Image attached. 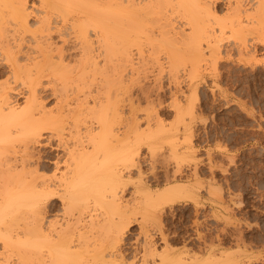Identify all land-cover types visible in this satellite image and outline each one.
<instances>
[{"label":"bare ground","instance_id":"6f19581e","mask_svg":"<svg viewBox=\"0 0 264 264\" xmlns=\"http://www.w3.org/2000/svg\"><path fill=\"white\" fill-rule=\"evenodd\" d=\"M169 1L170 0H38V8L36 7L35 10L34 7H30L29 5H27L28 0H0V226L3 224H8L7 222L11 223L10 226H12L13 222L11 221L15 220L16 218L17 219L14 221L15 222L14 225H17L16 221L18 220V218L20 219V217H23V213H22L23 211L24 213L26 211L29 214L28 215L29 218L28 217L27 218L28 220H30L28 222V225L30 226L27 227L26 231H24V233L29 232L28 234L29 237L27 238V240H25L26 238H24L23 240L25 241L21 240L15 242L14 240V243H12L10 246L20 250V252H25L26 255H29L30 259L33 260V261L32 260L29 261V262L32 261L33 262V263L31 262L32 264H204V263L241 264L242 263L241 261H238L236 258H231L234 255V254L231 255L233 253L231 250L229 251L226 250V254L230 251L232 252L231 254L229 253L231 256L228 255L225 257H224L225 252H223L222 254L220 252L222 250H217L216 252L218 253L220 252L219 257L218 258L214 257L215 259H212L213 255H217V254L214 253L213 255L210 254L212 250L215 248V247L213 248L210 244L209 246L213 248L209 253L211 259L209 257L206 260H201L199 259V257L197 258L193 255H190L188 249H184L185 247L182 248L184 249L182 251L180 249H179L180 251H175L172 249L174 247L170 246V244L168 243L167 241L168 237H166V234H164L163 230L160 231L161 230L160 226L162 224L160 225L158 223H161L160 220L161 218L159 219L160 222L159 220L157 222L156 218L158 219L157 213L161 214L160 211L164 210L163 208L165 207V204H170L172 201L174 202L175 197L179 193H181L184 190V188L166 185L161 190L150 189L151 188L149 187L150 184L147 183V180H144V178L142 177L143 171L139 167V162L141 158L140 149L142 143H145V145L147 146V151H148V155H150L149 157L150 160L155 161L154 156L157 155L156 154L157 151L159 153L158 149L162 146V140L170 142L171 141L170 137H172L171 135L174 136L175 133H171L170 130L171 126L170 128L165 127V124H163L162 120L160 118L157 119L158 116L156 114L155 115L157 117L153 116L152 113L148 116H152L150 117V119L151 118L152 120L154 119L152 121L153 124L147 123V127L145 128L142 127L144 126L142 124H141L142 126H140L142 120L139 121V115L135 116L136 114L134 113H133L134 116L132 114L127 115L128 117H125V121L123 122L124 117H121L120 113L123 114L124 112L122 111L120 112L119 108L121 107L119 106L118 108L115 104L116 102L111 101V98L113 96L112 93L114 92L111 90H113L114 88L116 89L117 86L121 85L122 79L123 82L124 79L126 80V78H121V77L127 76L126 73H125L126 75L121 76V73L123 71L122 72L120 71L121 73H119V68H118L119 66L117 61L114 64L116 65L118 71V72L115 71L116 75L117 73L118 75L116 76L114 73V75L116 76L114 77L115 80L113 79V77L111 78L118 85L116 84L115 86H113L112 84H110L111 78H107V79L104 78L107 81L109 80V82L104 81V83L100 82L97 85H96V81L93 82V79L95 77L94 76L95 71L97 72L96 69L98 66L96 60L98 59V57H97V53L95 54L94 50L100 48L99 50H97V52L100 51V53L103 54L102 57H104L105 61H109L113 54L117 55L119 53H120L119 55H121L120 57H123L122 56L123 54L124 55L123 59L127 61L128 58L132 56V55L129 56V50L132 51L133 45H136L137 48L139 46H142L140 45L141 43L140 40L143 38H139L140 36H138L141 35L142 33L138 34V32L140 33L141 30L143 31V28L144 30L146 29V31H148L147 30L148 27L146 28V26L143 25L145 23L142 24L143 22L142 19H147L144 18L145 15L143 14L147 13L149 14L148 17H150L151 13L157 14L159 12L161 15L162 13H164L163 12L164 7H167V5L172 3L174 4V0L173 1L171 0V3L167 4ZM175 3L176 6L173 4L172 5L175 6L176 9L178 8L177 10L178 12L180 9L181 11L180 13L182 14L181 16L184 15V17L186 18L185 21L190 25L191 32H193V34L192 33L186 34V32L189 30H187L185 33H184V29L179 28V30H176L177 28L174 25L176 29L170 27L171 29L166 30L167 33L172 32L171 34L173 35H169L170 37L169 36L166 37L172 39V37H175L177 34H180V36L178 35L179 39L181 38L180 40L182 39L187 40L188 38H190L189 43H192L193 45L194 42L191 41V37L193 40L194 36L197 37L203 35L202 37H207V39H205L207 40V43L212 44L211 41L212 40L215 41V39L221 35V32L214 34V32H217V30L213 26H210L212 24L209 23L210 20L208 19V17L211 11L214 10V7H212L210 0H175ZM237 5L239 6V1L236 3L235 6ZM261 5H258V7H256L257 8L256 11L259 12L260 8L262 9V11H264V8L259 7ZM231 9H233L234 11L237 10L234 8ZM240 9L237 12H239ZM161 10L162 12H160ZM256 11L254 10L252 14L255 15ZM232 14L234 13L232 12L231 15ZM258 14L256 15L257 18L259 17ZM166 15L167 14L164 15L165 21L164 24H162V26L160 25V23L159 25L157 24L158 20L157 21L153 20V22L155 23L157 22L156 24L159 27H164L167 26L168 24H172L173 26L174 24L173 22L170 23L166 21V17H165ZM203 16L207 17L209 21L206 22L207 24L201 22L205 19L203 18ZM249 17L250 16H247L246 18L244 16L245 19H248L246 20L248 22L245 21L246 23L245 22L243 23L248 25L247 23L253 22L251 24L249 23L251 25V29L254 24V21L258 22V24L255 23L258 26L262 24L261 26L264 27V23H262L264 22V20H260L259 22L255 20L256 19L255 17L254 21H252ZM223 20L225 21L226 19ZM234 20L236 21L239 20L240 21L239 25L242 23L240 19H234ZM144 21L151 22L150 19ZM155 23L153 24L157 26ZM199 23L201 25H199ZM236 24H238V22ZM230 25H233V23H230ZM220 26L222 27V25ZM249 26L244 25L243 27H247L248 29L250 28ZM231 27L234 29V26ZM238 28L240 27L238 26ZM240 29L242 30V25ZM236 30L237 29H235L234 32ZM152 31L153 30H151L150 32L153 33L154 31L153 32ZM91 32L92 33L94 32L95 37H97L95 40L97 41V43H95V41L92 39L93 35H91L92 34ZM147 33H149V31ZM235 33L238 34V31ZM217 34L219 36L217 37L214 36L215 38L212 37L213 35H217ZM159 37L163 39L164 36L163 37L159 36ZM199 38L195 40L196 43H199L201 41V40L199 41ZM239 39L238 41H240ZM166 40H168V38H166ZM216 40L218 41V39ZM173 41L175 40L173 39ZM214 41H213L214 47L219 46V45L215 46V43L217 41H215V43ZM219 41L217 42L218 44ZM150 43L151 45L153 43L155 44V42H150ZM94 44H97L98 48H95ZM200 45L201 44L199 43L198 47ZM196 46L197 44L194 43L193 46L189 45L188 49L190 50L191 47L192 48L194 47L192 50L198 49ZM212 46L213 45L208 47H211L210 49H212L213 48ZM157 48H155L154 51L152 49V52L154 54ZM172 50L173 53H175L174 49ZM195 51L197 52L198 50ZM173 53L172 56H174ZM186 54L187 53L185 52V55ZM191 54L192 55L194 54L198 56V58H201L200 51L198 53H191ZM119 55L117 56L118 58ZM181 55L182 54H180V59L183 58L184 60L189 58V57L184 58L183 56L185 55H182L181 57ZM172 56H171L172 59H176ZM197 59L194 61H197ZM104 60H102L101 62H104ZM114 60L117 59L113 58V61L111 60V62H109V67L114 66V64L112 65V62H115ZM119 61H121V63L123 62V60H120V58ZM194 61H189V62L193 63ZM124 62L122 64V67L124 66V64H126ZM106 65L107 63L104 64V66ZM170 65L171 68H169V72H171L172 70V72L174 71L175 74V71L178 66L175 67V65L173 66V64ZM104 66L103 67L100 66L99 68L102 67L103 69ZM136 67L137 66H135V68ZM182 67H184V65ZM110 68L113 69L115 68V66ZM138 68L139 66L137 67L136 70H134V68H131V70L134 71L133 72L134 74L135 72H137L138 74L136 73V75H139ZM105 69L107 68H104V70L100 73H104V71H106ZM139 69L141 70L142 68ZM107 70H109V68ZM113 70L111 71L114 72ZM187 70H188L187 71L188 74L185 76L188 77L189 75L191 76L192 74H194L193 71L192 73L189 72V70L191 71L193 69H187ZM111 71L110 73L109 71L108 72L106 71V73L104 74L108 76L109 74L112 73ZM177 71L176 73L179 72ZM107 73L109 74L107 75ZM133 75L130 74L129 76L132 77ZM142 75L138 77L134 76L135 78L133 77L129 81L127 80L128 86L131 84L135 86L139 84L140 81L139 77H142ZM106 76L104 75V77ZM118 76H121L119 77L121 81L120 79H117ZM116 79L118 80V82L120 81L119 82L120 84L116 81ZM98 81H100V79ZM115 82L113 83L112 81L113 84H115ZM108 83L113 86L111 90L109 89V92L110 91L112 92V93L110 92V94L108 93V86H110ZM140 84L138 88L141 91L137 89L138 92L139 91L142 92L141 96L143 95L145 96L146 94H148L147 98L149 99L150 93L149 92L147 93V91H145L147 89L145 88V85L141 86ZM136 87H134L135 93L137 91ZM123 88L124 90L127 89V87H123ZM131 88L129 89L131 90ZM117 89H119V87ZM119 91L118 93L116 92L118 95L119 93H121V91L120 92ZM129 91L127 93H129ZM127 93H125L126 94L125 98L126 97L132 98V96L134 95V94L133 95L129 94L128 96ZM19 95L23 96L24 100L22 104H18L14 102L13 98ZM118 95L116 97H118ZM138 95L140 96V93ZM47 97H49L50 99L53 98L52 106L48 107L46 101H44L46 100L45 98ZM69 97L71 99H69ZM145 99L146 96L144 100ZM72 100L76 103V104L73 103L74 105H76V107H74L73 104L71 105V103L69 102ZM138 100L139 99H136L135 102L138 103ZM190 101L192 102L191 99ZM130 102L132 101L129 100V103H127L128 106L131 104L136 109L137 106L135 105V103L132 104L133 102L132 103ZM121 105L123 106V104ZM132 106L128 107V109L131 110L130 108ZM145 109L147 111V108ZM124 114L123 115L126 116V113ZM147 120L149 121V119ZM149 122H151V120ZM182 136L180 138H182ZM184 138H186L185 135L183 136L182 140H184ZM172 142L173 141H171V143ZM43 144L44 145L47 144L53 147L54 149H57L58 152L55 153V156H49V155L46 156L42 154L40 151L41 149H39L38 146ZM170 150H171V154L170 153L169 154L171 155L172 158L176 160L174 161V163L176 162V169L173 171L170 177L168 174H166V176L165 174H163L165 177L164 182L166 183H171L174 180H181V177L179 175L177 176L176 174L178 169L181 168V166L179 167L180 160L184 159V156H186V153H182V152L178 153L174 148V146H171ZM192 151L195 152V150ZM43 158L45 160H43ZM159 159L160 160L163 159V161H165L164 157L162 159L161 158ZM171 161L173 160L171 159ZM48 163H52L53 165L51 174L47 175L46 173H41L39 170L41 168L43 169L48 168L49 165ZM152 163H151L152 164L151 167L154 166V162ZM164 164L166 165V163ZM197 165L196 164H194V166L192 165L194 168L193 172L194 170L196 171ZM134 168H136L135 171H137L138 169V172H136L138 175V180L137 182H135L134 185L135 187L134 192L135 194L137 193L138 194L135 195L133 193L132 198L129 197L130 199L128 198L123 199L122 196L123 193L122 194L120 193L123 191L124 187H126L127 184L129 183L126 180V177L131 176L130 173ZM173 168L174 166L172 167V169ZM150 169L152 170V168ZM194 174L196 175L198 173H194ZM197 177H199V174ZM196 181L199 184L200 182L202 183V181H199L198 178ZM176 183L178 182H175L173 184L178 185ZM203 183H205L204 180ZM140 187H142L144 190H138V188ZM207 190L208 189H206V191ZM211 193L213 195V192ZM55 194H57V196H59V198L61 199L65 212L66 211L68 212L66 213V215L68 214V216L70 217L73 216L71 218L67 217V219L69 218L68 219L69 222L64 223L59 228L51 227L50 222H48L47 220H46L47 222H45L44 220L45 218L44 212L47 209V208L45 209L46 207L45 203H47L50 197H52ZM182 194H184V192H182ZM175 208L176 207H174V209ZM136 215H140L141 220L143 222L145 221V223L148 222V220H152V222L151 221L150 222L151 224H153V220L155 219V222H157V224L160 225L159 226L160 229L158 228V226L156 227L157 229H159L160 238H162L161 241H164V245H163L164 247L163 248L161 247V249L157 250L155 243H153L151 240L152 238L150 236L151 234L149 235L147 234V231L141 222L139 224H141L140 225V229L142 230L141 233H144L143 234L144 240L141 241L142 243L141 246L139 243L137 245H134L135 247H132L133 252L131 253L132 255H130L132 256V258L131 257L129 258L128 255L126 256L123 253L124 250L122 249V243H124L125 241L124 240L125 230L128 229L127 227L130 225V223L131 222L133 223V221L136 219ZM159 216L161 217V215ZM192 223L194 222L192 221ZM201 223L202 222H200V225ZM213 225L215 226L216 223ZM10 226L6 225V228L7 227L9 228ZM10 228L8 230H10ZM14 228L16 227L14 226ZM21 228L22 227H19L18 229ZM0 229L3 230L2 233H0V238L4 240V245H3L4 246L3 250H4L7 246H9V242L8 240H6V237H9L10 235H8V233H11L12 231H8V233L6 234V232H4L5 231L4 227ZM168 229L170 230V228ZM15 230L17 231V228ZM172 231L174 232V230ZM220 231H221V227H220ZM185 232L188 233L187 231ZM199 232L201 233L200 230L198 231V233L196 232L197 235H199ZM215 232H216L215 234H217V230ZM4 233H5V237L3 236ZM17 235L19 236V233ZM205 235L202 236L201 233L200 237L202 236L205 238ZM239 235L240 234H238L237 237H239ZM136 236H138V234H136ZM10 237H13V235ZM20 237L23 236H21L20 234ZM24 237L26 236L24 235ZM200 237L199 240L200 239L204 240V238H200ZM186 239H188V237ZM209 240L210 243L212 244L211 241L212 239H208V242ZM218 240H221V238ZM235 241L236 242L240 241V239L237 238V240ZM204 242L205 240L203 241V244L206 243ZM198 245L199 244H197V246ZM234 248L236 251V247ZM26 255H24L25 257L21 256L23 260L24 258L29 259V257ZM128 258L131 260L128 261L129 260ZM17 259H20V257L19 258L17 257ZM4 261H6V259ZM29 262L27 261L26 263L30 264ZM19 263L22 264V261L20 262L19 260Z\"/></svg>","mask_w":264,"mask_h":264},{"label":"rangeland","instance_id":"374dc122","mask_svg":"<svg viewBox=\"0 0 264 264\" xmlns=\"http://www.w3.org/2000/svg\"><path fill=\"white\" fill-rule=\"evenodd\" d=\"M238 1H239L240 7L238 5L235 6ZM257 1L258 0H241V1L240 0H210L212 7H214V10L211 11V13H210V15L212 17L210 15L208 17L210 22L208 21L207 17H205V16H203V18H205V19L201 22H203L204 24H207L206 22L208 21L210 24H212L210 26H213L217 30V32H214V34L221 32L220 36L218 34L212 36V37L219 36L216 38V39H218V41L220 40L219 44L217 43L218 41L216 39H215V41H217L216 43L214 40H212L211 41L212 44H209V43H207V40H205V39H207V37H202L203 35L202 36L200 35L201 37L200 36H197V37L194 36L193 40L191 37V41H193L195 44H197L196 47L198 49L192 50L194 47L193 48L191 47L189 50L188 49L189 45H191V46L194 45V43H193V45H192V43H189L190 38H188L189 41H188V39L187 40L185 39L186 41L184 39L180 40L181 39V38L179 39L180 34H177L175 37L171 36L172 39L171 38L169 39V37H170L169 35H173V34H171L172 32L167 33L166 30L171 29L170 27H173V28L176 27L177 28V29L175 28L176 30H179V28L184 29V33L187 30H189L186 32V34H190V33L193 34V32H191L190 25L185 21L186 18L184 17V15L181 16L182 14L180 13L181 12L180 9L178 12L177 11L178 8L177 9L175 8V6H176L175 0H174V4L172 3L175 6H173L172 4H169V3H171V0H170L167 3L169 5H167V7L163 8V12L165 14H167L165 16L166 21L170 22V23L173 22L174 23L173 26H172V24H168L169 26L167 25L164 27L158 26L159 23L161 26H162V24H164V21H165V19H164L165 14L164 13H162L161 15L159 12L157 14L153 13L154 15L151 13L150 17L152 19L150 17H148L149 14H147V13L143 14L146 16V17L144 16V18H147V19H142L143 20L142 24L145 23L143 25H145L146 28L148 27L147 30L149 31V33H147L148 31H146V29L144 30V28H143L144 32L142 30L140 33L138 32V34L142 33L141 35H138V36H140L139 38H143L140 40V42H141L140 45H142V46H139L140 47V48L138 47L139 49L137 48L136 45H133V47H132L133 49L130 48V49H132V51L129 50V56L130 55H132V56H130L131 58L130 57L128 58V60H127L128 62L125 59H123V57H124L123 54H122L123 57H120L121 56V55H119L120 53L117 55L113 54L109 61H105L104 57H102L103 54L100 53V51H98L100 54L97 52V50H99L100 48L97 47V44H94L95 45L94 47L98 48L97 50L95 49L96 51L94 50L95 54L97 53V57H98V59H96L97 65L99 66L101 64L100 66L103 67L104 64L107 63L108 66L106 65L107 67L104 66V68H107V69L109 68V70L105 69L107 72L109 71V73L111 70L114 69L113 70L114 72L111 71L112 72L111 74H113V75L107 73V75L108 74L109 75L106 76V74H104V73H106V71H104V73H100L104 70V68L102 69V67L99 68L100 66L99 67L97 66V69H96L97 72L95 71V75H94L95 77L93 79V82L96 81V85L100 82L104 83V81H107L106 80L107 78L113 77V79H114V77H116L118 75V73L116 75V72H118V71H117L116 65L114 64V63H116V61H117L118 66H119V67L117 66L119 68V73H121L122 71L124 72V73L122 72L123 74L121 73V76L127 74V76H125V77L124 76L123 77L118 76V78H117V79H120L119 77L126 78V80L124 79L125 84L127 83L126 86L123 82V79H122V81L120 79L121 85L117 86V88L119 87V89L116 88L118 91L120 90L122 94L119 93V95H118L117 94L118 91L115 88H114L115 90L114 89L111 90L113 88V86H115L117 84L114 81L115 79L112 80V78H111V80L113 81V83L115 82V84H113L112 81L110 80V84H112L113 86L108 83L110 85V86H108V93L110 94L111 91H114L113 93L111 92L113 94L111 101H115L116 102L115 104L118 108H119V106L121 107V108H119L120 112L122 111V112L126 113V116H124L125 115L124 113H123L124 115L122 113H120L121 117H124L123 122L125 121V117H128L127 115L132 114L134 116V114H136L135 116L139 115V121L142 120L141 123L139 122L140 126L144 125L142 127L145 128V127H147V123H152V121L154 120V119L152 120V118L150 119V117H152V116H148L152 113L153 116H156V115L158 116V117L156 116L157 119L160 118L162 120L163 124H165V127L170 128V126H171V128H170L171 133H175L174 136L171 135L175 140L172 137H170L171 141H173L172 143H171V141L169 142V141L162 140V146L158 149L159 153L157 151V153H156L157 155L154 154V155H156V156H154L155 161L150 160V158H149L150 155H148L147 146L145 145V143L141 144V149H140L141 150L140 151V154H141L140 157L141 158H140V162H139V167L143 171L142 177L144 178V180H147V183L150 184L149 187H151L150 189H152V190L153 189L154 190L155 189L161 190L166 185L184 188V190L182 191V192H184V194H182V192L179 193L175 197L174 202L172 201L173 203L171 202L170 204H165V207L163 208L164 210L160 211L161 214L157 213L158 219L156 218V220L158 222V220L161 218L160 219L161 223H158L160 225L162 224L161 226L158 225L157 222H155V219L153 220V224L156 223L157 225L154 224L155 225L154 226L153 224H151L152 220H148V222L145 223V221L143 222L141 220L140 215H136V219L133 221V223L132 222L130 223V225L127 227L128 229H126L127 231L125 230V233H124V240L125 241L123 240L124 243H122V249L125 251V252L123 251V253L126 256L128 255L129 258L130 257L132 258V256H130V255H132L131 253L133 252L132 247H135L134 245H137L139 243L141 246V244H142L141 241L144 240L143 239L144 233H141V231H142L140 229L141 224H139L142 222V225L145 227L147 234L148 235L151 234L150 236L152 238L151 237L150 238H151L152 242L155 243L157 250L161 249V247L162 248L164 247L163 246L164 241H161L162 238H160V233H159V229L161 227L160 231L163 230L164 234H166V237H168V239H167L168 243L170 244V246L174 247V248H172V247H170V248H172L175 251H180V250L182 251L184 249H188L190 255H193L197 258L199 257V259H201V260L208 259L210 257V254L213 255V253L217 254V255H213V257H212V259H215V258L219 257L220 252L222 254H223V252H225L224 257L228 256V255L231 256L234 254L235 256L233 255L234 257L232 256L231 258H236L238 261H241L243 264H246V262H247V264H264V29H262L264 27L261 26L262 24H260L258 26L257 25L258 22L254 21V18L256 17V15L258 13H259L258 14L259 17L258 18L256 17L255 20H257L259 22H260V20H264V11H262L261 8H260L259 12L256 11L257 10L256 7H258V5L262 4L259 7L264 8V1H262V0H259L258 2ZM27 5H29L30 7H34L36 10V7L38 8V0H28ZM170 6H171V8H170ZM173 7L175 8V10ZM231 8H234L237 10L234 11ZM238 8L239 9L242 8V9H240V11L237 12L239 10ZM251 9L253 11L255 10L257 13L255 12V15H253L252 14L253 11ZM246 10H248V11H246ZM243 11H245V12H243ZM250 11H251V13H250ZM160 12H162V10ZM228 12H229V14H228ZM232 12L234 14L231 15ZM34 13H36V12H34ZM244 16L246 18H247V16H250L249 18L252 21H254L252 29H251L250 24L253 22H251V23L249 22L250 24L247 23L248 25H246L245 23L248 22V21H246L248 19H245ZM239 17H241L243 20ZM148 18L151 20V22L150 21L149 22L144 21V20H149ZM233 18L234 19H240L242 23L239 25L240 21L239 20L236 21ZM223 19H226V20L224 21ZM153 20L154 21L158 20V23L156 22L158 25L155 22H153ZM237 22H238V24H236ZM243 22H245V23H243ZM153 23H155L157 26H155ZM230 23H233V25H230ZM255 23H257V24H255ZM262 23H264V22H262ZM218 24L222 25V27ZM174 25H175V27H174ZM199 25H201V24L199 23ZM241 25H242V30L240 29ZM244 25L245 26L250 25L249 26L250 28L247 29V27H243ZM177 26H179V27H177ZM231 26H234V29ZM238 26L240 28H238ZM258 27L259 28L262 27V28L259 29ZM149 28L151 30H153L154 32L152 31L153 33H151L150 32L151 30ZM235 29H237L235 32L238 31V34L234 32ZM256 29H257V31H256ZM155 31H156V33H155ZM246 32H247V34H246ZM91 35H93L92 39L95 41L97 37H95L94 32ZM159 36H162V37L164 36V37L162 39ZM166 36H169V37H166ZM243 37H245V38H243ZM166 38H168V40H166ZM198 38H199V41L201 40L199 42L201 44L199 47H198L199 43H196V41H195ZM173 39L175 41H173ZM238 39L240 41H238ZM171 40H172V42H171ZM146 41H148V42H146ZM213 41L215 43V46L219 45V46H216L218 48L214 47ZM150 42H155L156 45L154 43L151 45ZM95 43H97V41H95ZM180 43H182V44H180ZM187 43H189V44H187ZM184 44H186L187 46ZM138 45H139V43H138ZM170 45H171V47H170ZM211 45H213L212 49H210L211 47H208ZM134 47H136V48H134ZM155 48H157V50H155V54H154L152 52V49L154 51ZM214 48H216V49H214ZM172 49H174L175 53H173ZM195 50H198V51L196 52ZM190 51H193V52H190ZM199 51H200V57L201 58H198V56L191 54V53H198ZM185 52L187 53L186 55H188V56L185 55ZM172 53L174 54V56H172ZM176 53L178 56L176 55ZM252 53H253V55H252ZM180 54L185 55V56H183L184 58L189 57V58H187L188 60L187 59L183 60V58L180 59ZM190 54H191V56H190ZM118 55H119L120 60H123V62L125 60L124 63H126V64H124L123 67H122L123 62L121 63V61H119V58L117 57ZM182 55H181V57H182ZM114 56H116V57H114ZM171 56L176 58V59H172ZM113 58H116L117 60H114L115 62H112V65L114 64L115 68L111 69L110 67H114V66L109 67V62H111V60L113 61ZM195 58L197 59V61H194V60H196ZM101 59L104 60V62H101L102 61ZM168 61H169V63H168ZM189 61H194V62L191 63ZM129 62L130 63L132 62V63L130 64ZM135 62H136V64H135ZM98 63H100V64H98ZM213 63H214V65H213ZM133 64H135V65H133ZM170 64H173V66L175 64H177V65H175V67L178 66L176 71L178 70L179 72L177 71L178 73H176V71H175V74H174V71L172 72L171 69H170L171 72H169V68H171ZM183 65H184V67H182ZM135 66H137V67L139 66V68H142L141 70L138 68L139 75H136L137 72H135V74H134L133 73L134 71L131 70V68H134V70H136L137 67L135 68ZM98 69H99V71H98ZM100 69H102V70H100ZM187 69H193L191 71L189 70V72L192 73V71H193L194 74H192L191 76L189 75L188 77L185 76L188 74ZM130 72H132V73H130ZM114 73L116 76L114 75ZM142 73L144 76L142 75ZM130 74H132V75L134 74V75L132 77H130L129 76ZM104 75L106 77H104ZM141 75H142V77H139V80H140L139 84L141 82V84H140L141 86L145 85V88L148 89V90L146 89L145 91H147V93L148 92L150 93L149 94L150 96L148 99L147 98L148 94H146V92H145V94H146L145 100H144L145 96L144 95L141 96L142 92H140L141 90L138 88L139 84L136 85L137 87L133 84L128 86V81L131 78H133L134 76L138 77ZM128 77H130V78H128ZM104 78H106V79H104ZM95 79H97V80H95ZM99 79H100V81H98ZM101 79H102V81H101ZM117 79H116V81L118 82ZM107 82H109V80ZM122 84H124V85H122ZM132 85H133V87H132ZM120 86L127 87V89L126 88L125 89L128 91L130 90L129 88L132 87L130 90L131 92L129 91V93H127L128 91L124 90V88L120 87ZM134 87H136V90L138 89L140 91L138 92V90H137L135 93ZM109 89L111 90L110 92H109ZM122 89H123V92H122ZM125 93H127L128 96H129V94L130 95L134 94V95L132 96V98L131 97L125 98V96H126ZM137 93L138 94L140 93V96ZM116 94L118 95V97H116L117 96ZM108 96H111V95H108ZM134 96L135 97L137 96V97L135 98ZM138 97H140L141 99ZM15 98H16V101H15ZM13 99H14V102H16L18 104H22L23 100H24L23 96H20V95L15 96ZM45 99L46 100H44V101H46V104L48 105V107L52 106L53 98L50 99L49 97H47ZM69 99H71V98L69 97ZM128 99L133 102V103L132 102H130V103H132V104L135 103V105L137 106L136 109L131 104L128 106V104H127V103H129ZM136 99H139L138 103L135 102ZM147 99L150 102H148ZM190 99L192 100V102L190 101ZM127 100H128V102H127ZM193 100H194V102H193ZM69 102L71 103V105L73 103H75L73 100L69 101ZM121 104H123V106ZM73 106L76 107V105H74V104H73ZM130 106H132L130 108L131 110L128 109V107H130ZM145 108H147V111ZM126 111H128V112H126ZM144 116H146V117H144ZM147 117H149V118H147ZM156 117H153V118H156ZM147 119H149V121L151 120V122H149ZM190 128H192V129H190ZM189 133H191V134H189ZM182 135L183 136L185 135V137H186V138H184V140H182L183 139ZM181 136H182V138H180ZM170 145L174 146V148L176 149V151L178 153H181V152L186 153V156H184V159L180 160L181 164L179 163V167L181 166V168L178 169L179 172L177 171V174H176L177 176L179 175L181 177V180H174L171 183H166V182H164L165 177L163 174H165V176H166V174H168L170 177V175L176 169V162L174 163V161H176V160L174 158H172L170 155L171 154V150H170L171 146ZM38 147H39V149H41L40 150L41 153L46 155V156L47 155L55 156V153L58 152L57 149H54L53 147H51L47 144L46 145H44V144L39 145ZM176 147H178V148H176ZM183 149H184V151H183ZM192 150H195V152ZM158 154H159V156H158ZM163 157H164L165 161H163V159H162ZM159 158H161L162 160H160ZM168 158H170V159H168ZM144 159L147 161V163ZM171 159L173 161H171ZM43 160H45V159L43 158ZM152 162H154L155 168H154V166L151 167V165L153 164ZM163 162L166 163V165H168V166H166ZM48 164H49L48 168H46V169L41 168L39 171L41 173H46L47 175H50L52 172V169H53V165H52V163H48ZM194 164H196V165L198 164L197 165L198 170L196 169V171L194 170V172H193ZM173 166H174V168L172 169ZM207 166H208V168H207ZM166 167H167V170H166ZM150 168H152V170ZM135 170H136V168H134L131 171V173H130L131 176H129V177L125 176L126 180L129 183L127 184L126 187H124L123 191L120 193V194L123 193L122 194L123 199H126V198L130 199L129 197L132 198L133 197L132 194L133 193L135 194L134 185H135V182H137V180H138V175L136 173V172H138V169H137V171H135ZM170 170H172V171H170ZM189 171H191V172H189ZM192 172H193V174H192ZM194 173H198L199 177H197L198 174L195 175ZM197 178L199 181H202V183L200 182V184H199L196 181ZM199 178L200 179L202 178V179L200 180ZM203 180L205 183H203ZM194 181L197 183H195ZM175 182H178V183H176L178 185L173 184ZM207 182L209 184L211 183L210 186ZM206 189H208V190L206 191ZM138 190H144V189L142 187H140V188H138ZM211 192H213V195ZM217 192H220V193H217ZM215 193L218 195H216ZM137 194H135V195H137ZM45 204H46L45 209L46 208L47 209L44 212L45 216L43 214V216L45 217L44 220H45V222H47V221L50 222L51 227L59 228L64 223L69 222V220H68L69 218L73 217V216H71V217L68 216V214L66 215V213H68V212L67 211L65 212L62 201L59 198V196H57V194L50 197V199ZM174 207H176L177 209L176 208L174 209ZM169 209H171V210H169ZM166 211H168V212H166ZM22 213H23V217L19 216L21 220L18 218V220L16 221L17 225H14V223H15L14 221L17 218L15 220L11 221V222H13V225L17 228V231L15 230L16 228H14L13 225L10 226L11 223H9V222H7L8 224H3L4 226L3 225L0 226V228L4 227V230H5L4 232H6V234L8 233V231H12L11 233H8V235H10V236L13 235V237H10V236L6 237V240H8V242H9V246H7L4 250H3L4 240L2 238H0V251H3V252H0V257H1L0 264H3V263H5V264H20L19 260H20V262L22 261V264H27L26 263L27 261L29 262L30 260H32V259H30L29 255H26L25 252H20V250L10 246L12 243H14V240H15V242L21 241L24 238H26L25 240H27V238L29 237L28 236L29 232L24 233V231H26L27 227L30 226V225H28V222L30 221V220H28L29 214L26 211H25L26 214L24 213V211ZM22 213H20V214H22ZM63 213H64V215H63ZM209 213H211V214H209ZM69 215H71V214H69ZM159 215H161V217ZM223 216H225V217H223ZM67 217H69V218L67 219ZM49 219H51V220H49ZM194 219H195V221H194ZM160 220H159V222H160ZM71 221H72V219H71ZM192 221L194 223H192ZM227 221H229V222H227ZM195 222H196V225H195ZM200 222H202L201 225H200ZM212 222H214V223H212ZM225 222H227L228 224ZM215 223L217 226L213 225ZM232 224H235V225H232ZM6 225L10 226L12 229L9 227L10 230H8L9 228L8 227L6 228ZM152 225H153V228H152ZM156 226H158L159 229H157ZM235 226H236V228H235ZM19 227H22L24 230L22 228L18 229ZM220 227H221V231H220ZM168 228H170V230ZM222 228L223 229L225 228V229L223 230ZM0 230H1L0 233H2L3 230L2 229H0ZM21 230H23V231H21ZM172 230H174V232ZM199 230L201 231L202 236H204L206 234L205 235L206 239L202 236L200 237V235H201L200 232H199V235H197ZM202 230H204V231H202ZM216 230H217V234H215ZM222 230H223V232H222ZM15 231H16V233H15ZM179 231L181 232V234ZM183 231L184 232L187 231L189 234L186 232L184 233ZM209 232L211 235L209 234ZM18 233H19V236L17 235ZM22 233H23V235H22ZM158 233H159V235H158ZM203 233H204V235H203ZM223 233H225V234H223ZM14 234H16V235H14ZM20 234L23 237H20ZM136 234H138V236H136ZM238 234H240L241 236L239 235V237H237ZM8 235H6V236H8ZM24 235L26 237H24ZM3 236L5 237V233L3 234ZM14 236H17L18 238L14 237ZM186 236L188 237V239H186L187 238ZM217 236H219V237H217ZM230 236H232V237H230ZM199 237L204 238L206 243L204 242L205 244H203L204 240L203 239L199 240ZM220 238H221V240H218ZM237 238L240 239V241H237L238 243L235 241V240H237ZM208 239H212L211 240L212 244L210 243V240L208 242ZM25 240H23V241H25ZM190 241H192V242H190ZM233 241H234V243H233ZM197 244H199V245L197 246ZM209 244L213 248L214 247L215 248L214 249L211 248V246H209ZM199 246H200V248H199ZM202 246H204L205 248ZM201 247H202V249H201ZM234 247H236V251H235ZM182 248H184V249H182ZM232 248H233V250H232ZM201 250H202V252H201ZM211 250H212V252H211ZM217 250H222V251H220L218 253V252H216ZM226 250L227 251L231 250L233 253L230 251L226 254ZM22 251H25V250H22ZM15 253L17 256L15 255ZM22 253L29 257V259L26 258L27 260L24 258L25 263H24L23 258L21 257V256L25 257ZM229 253L230 254L232 253V254L230 255ZM2 256H3V258H2ZM17 257L18 258L20 257V259H17ZM5 259H6V261H4ZM210 259H211V257H210ZM247 259H249V260H247ZM130 260L131 259H129L128 261H130ZM1 261H4V262H1ZM31 262H29V263L32 264L33 262L32 263ZM204 264H207V263H204Z\"/></svg>","mask_w":264,"mask_h":264}]
</instances>
